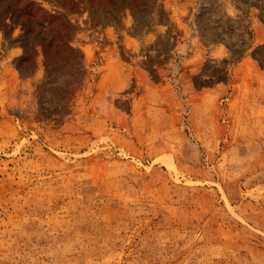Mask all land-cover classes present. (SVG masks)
<instances>
[{
  "label": "rangeland",
  "instance_id": "1",
  "mask_svg": "<svg viewBox=\"0 0 264 264\" xmlns=\"http://www.w3.org/2000/svg\"><path fill=\"white\" fill-rule=\"evenodd\" d=\"M0 264H264V0H0Z\"/></svg>",
  "mask_w": 264,
  "mask_h": 264
}]
</instances>
